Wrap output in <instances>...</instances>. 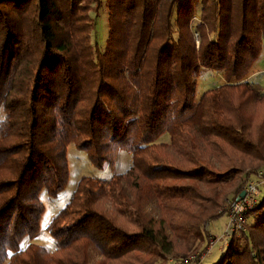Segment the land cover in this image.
Masks as SVG:
<instances>
[{
    "label": "trees",
    "instance_id": "obj_1",
    "mask_svg": "<svg viewBox=\"0 0 264 264\" xmlns=\"http://www.w3.org/2000/svg\"><path fill=\"white\" fill-rule=\"evenodd\" d=\"M102 5L103 48L92 39ZM263 44L264 0H0V264H89L91 248L99 264H201L209 222L263 173L264 92L245 79ZM202 68L226 83L194 102ZM70 143L97 169L118 147L131 163L51 229L49 251L31 242L39 195L66 186ZM263 209L264 195L215 264H264Z\"/></svg>",
    "mask_w": 264,
    "mask_h": 264
},
{
    "label": "rangeland",
    "instance_id": "obj_2",
    "mask_svg": "<svg viewBox=\"0 0 264 264\" xmlns=\"http://www.w3.org/2000/svg\"><path fill=\"white\" fill-rule=\"evenodd\" d=\"M182 1L184 0H178V3ZM198 19L199 17L197 13L195 15L194 21H197ZM96 20L97 27L92 35V39L93 41L98 42L100 47L103 48L108 34L107 9L104 5L100 7L98 16H96ZM194 40L195 44L197 45L199 43V39L195 33ZM263 59L264 44L262 45V49L258 59L253 63L251 69L245 76V79L249 82L258 83L261 92H264V62H261L256 66V68L255 65L257 64V62ZM224 83H226V81L222 72H217L214 69H200L196 77V92L194 94L193 101L198 102L203 91L210 88H215ZM263 116L264 109L258 110L256 112L257 118H261ZM4 118L5 112L0 106V120ZM168 141L169 137L167 134H163L156 140L157 143H167ZM66 156L69 169V177L66 186L54 197L49 196L45 190L41 191L39 195V199L44 206V211L40 219V229L36 236L31 240V242L41 245L49 251H53L56 248L55 240L51 235V229L57 226L71 223L83 213H85L89 207L90 202L97 198V193L99 192V190L104 189L105 191H107L108 182L114 179L117 174L123 173L131 163V155L125 148L122 147H118L115 150L112 160L113 164L110 166H106L104 169L95 168L88 158L87 151L77 149L74 143H70L67 145ZM212 161L215 162V165L218 168H220L218 161L215 158ZM261 171L264 173V166L261 168ZM263 173H261V175L259 176H252L249 181H247L248 183H259V186L257 188L258 193L256 196L257 201H260V199L264 195ZM167 182L185 183L186 179H171ZM235 186L236 184L228 185L227 190L229 197L232 195ZM103 205L111 208L110 204H108L107 201H104ZM230 209H228L226 214L210 221L207 225V229L210 234L208 239L209 242L205 251L200 257V260H203L201 264H215L218 261L224 246L229 241V238L228 236H226L225 231L228 229V224H230V218H228L231 212ZM143 210L153 218H157L159 216V206L157 200H145L143 202ZM262 214H264V209L260 213L256 214L255 219L260 217ZM117 217L121 222H123L122 224L124 226L132 228V225L127 224L128 222L124 218L119 217L118 215ZM248 219H250L249 221L251 222L253 217H248ZM48 226H50L49 230L47 229ZM235 233L237 232H234V234ZM26 243H28L27 238L23 240L21 247H24ZM89 258V264L100 263V255L92 248L90 249ZM190 258L192 261L193 255H189L188 259ZM194 262L195 264L199 263L197 261ZM4 264H6V261ZM166 264H178V262L175 260H169Z\"/></svg>",
    "mask_w": 264,
    "mask_h": 264
},
{
    "label": "built area",
    "instance_id": "obj_3",
    "mask_svg": "<svg viewBox=\"0 0 264 264\" xmlns=\"http://www.w3.org/2000/svg\"><path fill=\"white\" fill-rule=\"evenodd\" d=\"M258 186L259 183L249 182L244 187V196H242L243 198L233 203V206L230 209L231 212L228 216V218H230V222H229L230 224H228L229 225L228 229L225 231L226 236H228V238L232 236L234 232H238L240 229L243 228L246 219L249 217V213L246 212L248 210L253 209L257 205L256 196L258 193L257 191ZM193 259L191 262L195 264Z\"/></svg>",
    "mask_w": 264,
    "mask_h": 264
},
{
    "label": "crops",
    "instance_id": "obj_4",
    "mask_svg": "<svg viewBox=\"0 0 264 264\" xmlns=\"http://www.w3.org/2000/svg\"><path fill=\"white\" fill-rule=\"evenodd\" d=\"M261 62H264V59H263V60H260L259 62H257V64L255 63V64H256V65H255V68H256V66L259 65Z\"/></svg>",
    "mask_w": 264,
    "mask_h": 264
},
{
    "label": "water",
    "instance_id": "obj_5",
    "mask_svg": "<svg viewBox=\"0 0 264 264\" xmlns=\"http://www.w3.org/2000/svg\"><path fill=\"white\" fill-rule=\"evenodd\" d=\"M244 195V191H242L241 192V194H240V196L239 197H242ZM239 197L236 199V200H238L239 199Z\"/></svg>",
    "mask_w": 264,
    "mask_h": 264
}]
</instances>
